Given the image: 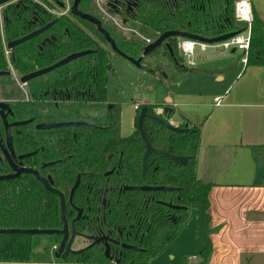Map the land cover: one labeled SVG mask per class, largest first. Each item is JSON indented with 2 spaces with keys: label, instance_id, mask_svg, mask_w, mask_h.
Here are the masks:
<instances>
[{
  "label": "flooded vegetation",
  "instance_id": "flooded-vegetation-1",
  "mask_svg": "<svg viewBox=\"0 0 264 264\" xmlns=\"http://www.w3.org/2000/svg\"><path fill=\"white\" fill-rule=\"evenodd\" d=\"M231 1L234 3L236 0H225V6ZM155 2H160L162 5L173 2L178 8L185 6L194 9L201 0H12L0 7V14L2 15V11L5 14L0 23L10 17L12 20L10 24L16 26L10 40L3 42L7 70H1L0 73L5 75L0 77L6 83L15 77L11 64L13 62L20 69L18 75L16 74L19 77L18 81L13 80L16 84L18 82L20 87L18 84L17 86L25 96L24 100H21L20 96L14 100L5 99L0 89V104L7 106L3 111L4 114H8L7 124L30 122L25 126L10 128L11 146L8 147L4 122L0 117V136L4 147L3 150L0 149V177L15 175L9 161L17 167L36 172L47 182L49 188L30 174H21L16 179L27 177L33 180L45 193L57 197L58 201L55 192L63 194L66 213L69 209L70 220L66 221L70 234L71 224L79 216L73 224L75 231L84 237L95 239L93 241L76 237L71 251L83 250L82 253L77 254L80 255L98 249L110 264H126L133 259V256L145 253L143 244L152 228L153 203L167 208V217L169 211L172 212L169 220L173 224L177 223V219L182 216L181 212H184L167 207L172 205L184 208L181 205L156 199V194L162 192L125 190V188L161 187L154 183L152 174L147 173V162L145 172L141 173L144 180L140 181L139 185H130L132 176L122 174L121 157L115 152L109 154L107 166L101 157L89 154L90 145L93 143L90 138L92 133L105 130L107 119L115 113L117 107L120 111L119 104L107 102L108 76L114 71L112 66L114 57L120 56L113 50L112 44L106 39V34L116 51L133 59L123 52H131L136 38L139 33L141 34L139 27L142 26L144 14L149 12L147 8L151 9ZM75 4L76 10H73ZM82 16L95 20L97 24ZM186 33L195 35L194 32ZM24 38L30 39L12 50L7 48L9 42ZM179 40L181 39H168L155 52L166 50L163 45L167 42L172 48L176 61L183 64L184 60L178 50ZM154 42L147 39L145 48ZM105 51L110 56V71L105 84V101L98 102L95 94L98 82L97 78L91 75L90 67L94 57ZM84 52L89 54L27 83L19 82L22 77L51 68L72 55ZM154 53L144 57L141 64L146 66L145 64H150L152 59H156L152 57ZM172 64L174 65L173 61ZM37 85L39 86L35 87ZM131 105L134 107V102ZM98 109L104 110L103 118L98 119L97 122H90L88 112ZM57 123L86 124L93 129L84 126L58 129L67 131L66 143H63L62 136L59 137L61 134L56 133L58 130H35V127L41 124ZM135 130L137 125L136 128L134 127ZM20 137L24 145L15 141ZM41 142L44 145H41ZM50 147L52 150L49 149ZM84 147L85 149L80 153ZM47 153L50 157L42 160L41 154ZM151 156L155 155L149 157ZM65 182L71 183L70 186L68 184L67 187ZM74 187L75 190L72 192ZM63 189L67 191V196L62 192ZM128 192L137 193L131 198L133 203L130 214L126 213L123 204V196ZM172 216L175 219H172ZM78 222H82L87 227L84 228V233L76 230L75 224ZM58 238L61 240L60 237ZM77 240L82 243L80 247L75 246ZM57 247L58 245L51 248L48 257L55 258ZM106 250H108V258L105 257ZM69 256L76 254H69L67 257Z\"/></svg>",
  "mask_w": 264,
  "mask_h": 264
},
{
  "label": "trees",
  "instance_id": "trees-1",
  "mask_svg": "<svg viewBox=\"0 0 264 264\" xmlns=\"http://www.w3.org/2000/svg\"><path fill=\"white\" fill-rule=\"evenodd\" d=\"M232 1L225 6V0H201L196 7H176L173 2L168 5H162L160 2L153 3L148 13L144 14L142 26L139 27L141 34L134 43L131 52H123L133 59H139L145 48V41L151 39L156 41L165 32H194L196 36L204 38H214L225 33L238 32L243 30L237 26L235 19L234 7ZM253 12V10H252ZM1 15V14H0ZM5 17L4 11L0 16ZM11 18L0 23V71L7 70V63L4 56V40H10L12 32L16 29L11 25ZM189 24V25H188ZM144 33V35H142ZM152 57L155 61L145 64L152 69L154 74H165L169 84L175 82L176 78L184 72L172 64V60L167 52L163 50L155 52ZM90 70L91 75L97 78L98 89L96 90V100L105 101V84L107 75L110 71V56L101 52L94 57ZM92 60L93 58H89ZM231 63V60L223 61L221 67ZM15 74L18 75L20 69L11 62ZM219 64L209 65L202 69L212 70ZM247 68H264V22L253 12V22L251 25L250 44L247 53ZM169 68L172 74L167 72ZM39 85L35 86L38 87ZM0 89L5 99H25L24 93L18 88L16 82L11 79L6 83L0 77ZM155 105L141 104L135 110L134 127L136 128L137 120L142 109L147 110V114L156 116ZM161 120L168 118L167 115L156 116ZM121 118L119 107L116 108L106 123V128L102 132H93L90 138L89 154L96 155L103 159L107 166L109 154L116 153L121 157L122 174L132 176L130 185H139L144 180L141 177V159L145 147L141 141L140 135L135 130L128 137L120 135ZM187 126L193 130L192 134H175L172 133L151 120L143 122V130L150 146L160 152L169 154L174 157L189 158L185 166H180L172 162L155 156L149 157L147 161V173L152 174L153 181L161 187L175 189L172 193L156 194V199L172 204H178L185 208L181 212L182 216L173 224L169 217L172 212L168 209L153 203L152 205V228L149 230L146 239H144V254L133 256L131 261L126 264H149L163 253L166 247L171 243L186 224L189 214L195 211L197 214L196 244L197 257L200 258L199 264H205L211 252L210 235V218H209V201L208 194L212 187L211 184L204 183L198 179L196 174L197 156L200 146V126L191 124L187 119L180 124V128ZM65 130H58L59 137L62 136L63 143L67 142ZM23 139L16 138L15 141L24 145ZM41 145H44L41 142ZM49 149L52 150L50 147ZM85 147L80 151L83 152ZM50 150V152H51ZM81 155V154H80ZM50 154H41L42 160L49 158ZM126 181V180H125ZM71 183L65 182L68 187ZM62 192L67 196V191ZM137 193H125L123 204L126 207V213L132 211L131 199ZM159 214V215H158ZM66 220L69 222V209L66 213ZM88 226V225H87ZM62 222L60 217V207L57 197L45 193L40 186L27 177H21L12 181L0 182V230H60ZM75 228L80 233H84L85 225L82 222L75 224ZM92 230V229H91ZM43 238H46L42 240ZM60 239L57 236L39 237L38 235H25L20 233H3L0 234V263H50L49 251L52 247L59 244ZM45 250V254H44ZM43 257V258H42ZM42 258V260L37 259ZM65 264H110L101 252L89 250L83 254L69 256ZM198 264V263H197Z\"/></svg>",
  "mask_w": 264,
  "mask_h": 264
},
{
  "label": "crops",
  "instance_id": "crops-1",
  "mask_svg": "<svg viewBox=\"0 0 264 264\" xmlns=\"http://www.w3.org/2000/svg\"><path fill=\"white\" fill-rule=\"evenodd\" d=\"M251 6L264 22V12ZM232 51L194 55L199 60H192L195 68L219 64L214 69H221L227 66H220L223 61L239 56ZM237 66L221 75L184 72L172 84L165 77V92L154 103L148 102L171 108L174 126L186 119L200 126L196 174L212 185L208 194L211 252L205 264H264V68ZM215 99H220L219 106ZM193 256L197 257V244ZM197 263L198 257L190 264Z\"/></svg>",
  "mask_w": 264,
  "mask_h": 264
},
{
  "label": "water",
  "instance_id": "water-1",
  "mask_svg": "<svg viewBox=\"0 0 264 264\" xmlns=\"http://www.w3.org/2000/svg\"><path fill=\"white\" fill-rule=\"evenodd\" d=\"M12 1V0H0V7L5 5L7 2ZM237 1V0H236ZM73 10H76V4L73 7ZM78 13V12H77ZM79 14V13H78ZM84 19H87L89 21L95 22V20L87 17V16H82ZM97 24V22H95ZM244 31H238V32H232V33H228V34H224L218 37H214V38H204V37H200V36H195V35H190L188 33H183V32H176V31H170V32H165L164 34H162L154 43H152L151 45L147 46L144 51L142 56L137 59H131L129 57H126L125 55L119 53L118 51H116V48L114 47V44L112 43V41L109 39L108 35L106 34V39L112 44L113 46V50L120 56L122 57L124 60L128 61L130 64H132L134 67H136L137 69L141 70V71H145L148 73L153 74V70L143 66L141 64L142 60L144 57H147L149 55H151L152 53H154L155 51H157L162 44L168 40V39H181V40H190V41H194V42H198V43H203L206 45H215V44H219L221 42L227 41L237 35H239L240 33H242ZM30 38H24L15 42H9L7 45V48L12 50L13 48H15L16 46L20 45L21 43H23L24 41L28 40ZM171 60L174 63V66H176L178 69H180L183 72H188V73H192V74H217V75H221L223 73L228 72L229 70H231L233 67L237 66L238 62L240 61V58L242 57V55L239 56H235L234 60L227 65L224 68L221 69H212V70H206V69H201V68H188L185 64H179L173 53H172V48L170 46L169 43L166 42V44L163 45ZM232 55L235 54V51L233 50ZM88 52H84V53H79V54H75L72 55L70 57H68L67 59H65L64 61L60 62L59 64L42 70L40 72L31 74L29 76H25L22 77L19 82L21 84L27 83L28 81L40 77L42 75H45L47 73L52 72L53 70H55L56 68H59L63 65H65L68 62L74 61L76 59H79L81 57H84L86 55H88ZM5 74L0 73V76H3ZM7 106L5 104H0V117L2 118L3 122H4V126H5V130H6V134H7V144L8 147L11 146V136H10V128L11 127H21V126H25L30 122H19V123H14L12 125L7 124V115L8 114H4L3 111ZM9 112V111H8ZM173 111L171 110V108H169L168 106H166L163 109V114L167 115L168 118L165 120H161L160 118L156 117V116H151L147 114V110L146 109H142L140 112V115L138 117V121H137V130L140 134L141 140L143 142V145L145 147V152L143 154L142 157V173L145 172L146 169V162L147 159L150 155H155L161 158H164L166 160H168L169 162L175 163L177 165L180 166H185L188 161L189 158H181V157H174L171 156L169 154H165L163 152L157 151L155 149H153L149 142L147 141L145 132L143 130V122L145 120H151L152 122L158 124L159 126H161L162 128L175 133V134H179V135H183V134H192L193 130L189 129L187 126H184L183 128L174 126L171 122H170V117L173 116ZM78 126H84V127H88L93 129L92 126L86 125V124H72V123H57V124H41L35 127V130L37 131H49V130H58V129H65V128H69V127H78ZM0 149H4L3 147V141L2 138L0 136ZM10 167L12 169L13 172H15V175L13 176H5V177H0V182H6V181H10L13 179H16L19 177V175L21 174H30L35 176L46 188H49L47 185V182L42 179L36 172H34L33 170L30 169H23L20 167H17L13 164V162L9 161ZM75 190V187L73 188L72 192ZM125 190L128 191H153V192H162V193H172L175 191V189L173 188H168V187H158V188H125ZM53 192V191H52ZM55 194L58 196L59 198V202H60V217H61V221L63 224V228L62 230H0V234L3 233H20V234H25V235H39V236H57L60 237L61 240L58 244L57 250H56V256H55V260L58 261H65L67 256L69 254H79L82 253V251H78V252H73L71 251V247L73 245V242L75 240L76 237H82L85 240H93V238L90 237H84L81 234H78L75 229H74V222L76 220L79 219V216L72 222L71 224V234L69 232L68 229V224L66 221V203H65V197L63 194L55 192ZM167 207L171 210H182L185 211V208H179V207H173L172 205H167ZM172 219H175L174 216H172ZM175 223V221H174ZM95 241V239L93 240ZM108 250L105 251V257L108 258ZM111 260V259H110ZM118 264V263H116Z\"/></svg>",
  "mask_w": 264,
  "mask_h": 264
},
{
  "label": "rangeland",
  "instance_id": "rangeland-1",
  "mask_svg": "<svg viewBox=\"0 0 264 264\" xmlns=\"http://www.w3.org/2000/svg\"><path fill=\"white\" fill-rule=\"evenodd\" d=\"M249 1L251 5L264 12V0ZM237 26L239 28H242V24L240 23H238ZM181 41L182 40H179L178 43H180ZM228 52L229 51L213 48H208L206 52H200L197 49L195 51V56H199L201 58L216 54L225 55ZM236 55H240V52L236 51ZM197 57H194L192 59L199 60ZM183 60L184 63H187L186 58H184ZM154 61L155 59L151 60V62ZM197 62L198 65L203 66L202 62ZM112 66L114 71L109 74L106 86L107 102L111 104H119L121 118L120 132L121 135L125 138L131 135L134 131V118L136 116V113L134 111L135 109H133V105H131L132 102H135L134 104H145L148 102L154 103L156 97H161L162 93L165 92L168 84L165 80V74L156 73V75H153L151 73L141 71L120 57H114ZM237 67L238 69L241 68V63H239ZM166 69L169 74H172V71L169 68ZM233 70H236V68H233ZM10 72H12L11 69ZM18 78L19 77L16 74L15 77H13V79L17 81ZM18 86L20 87L19 84ZM104 114L105 112L103 109L90 111L88 112V115L90 116L88 120L92 123L97 122L98 119L103 118ZM196 230L197 214L195 211H192L189 214L188 220L178 237L166 247L160 257L151 261L149 264H189L188 259L196 254ZM39 237L42 238L47 236ZM44 239L46 238H43L42 240ZM81 245L82 243L77 240L75 246L80 247ZM172 257L173 260L171 259ZM42 258L37 259L42 260ZM46 262H50L49 264L56 263L52 256H50Z\"/></svg>",
  "mask_w": 264,
  "mask_h": 264
},
{
  "label": "built area",
  "instance_id": "built-area-1",
  "mask_svg": "<svg viewBox=\"0 0 264 264\" xmlns=\"http://www.w3.org/2000/svg\"><path fill=\"white\" fill-rule=\"evenodd\" d=\"M234 14L235 19L237 23H240L243 25L244 31L240 33L239 35L221 42L219 44L215 45H206L203 43H198L190 40H182L178 44V50L182 58L187 59V63L185 64L188 68H195V62H193L192 58L195 55V51L198 49L200 52H205L208 48H215V49H221L224 51H239L242 57L240 58V62L243 65H246L247 62V53L249 49L250 44V34H251V25L253 22V12H252V6L249 0H237L234 2ZM215 106H219L221 104L220 99L214 100ZM139 107V104L134 105V109L137 110ZM156 116H162L163 115V109L162 108H156L155 109ZM197 257L193 256L190 258L189 264L193 261H196ZM35 264H49V263H35Z\"/></svg>",
  "mask_w": 264,
  "mask_h": 264
}]
</instances>
